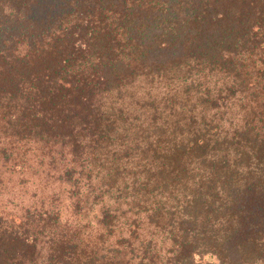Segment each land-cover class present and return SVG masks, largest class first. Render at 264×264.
I'll use <instances>...</instances> for the list:
<instances>
[{
    "label": "trees",
    "instance_id": "16d2710c",
    "mask_svg": "<svg viewBox=\"0 0 264 264\" xmlns=\"http://www.w3.org/2000/svg\"><path fill=\"white\" fill-rule=\"evenodd\" d=\"M0 264H264V0H0Z\"/></svg>",
    "mask_w": 264,
    "mask_h": 264
},
{
    "label": "rangeland",
    "instance_id": "374dc122",
    "mask_svg": "<svg viewBox=\"0 0 264 264\" xmlns=\"http://www.w3.org/2000/svg\"><path fill=\"white\" fill-rule=\"evenodd\" d=\"M60 188V186L58 185L55 186V184L53 182H51L48 186H45L44 183H40V179L38 181V184H37V194L38 195H34L31 193L30 197L34 196L36 199H39V198H50V195L53 194L56 190H58ZM28 198H29V195H28ZM32 202H36L34 200H32V198L29 200V204L32 203Z\"/></svg>",
    "mask_w": 264,
    "mask_h": 264
}]
</instances>
